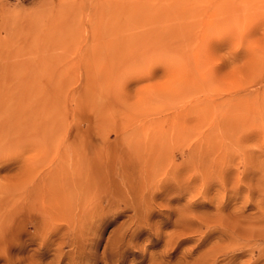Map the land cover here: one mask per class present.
I'll return each instance as SVG.
<instances>
[{"label": "rangeland", "instance_id": "1", "mask_svg": "<svg viewBox=\"0 0 264 264\" xmlns=\"http://www.w3.org/2000/svg\"><path fill=\"white\" fill-rule=\"evenodd\" d=\"M0 219V264H264V0H0Z\"/></svg>", "mask_w": 264, "mask_h": 264}, {"label": "bare ground", "instance_id": "2", "mask_svg": "<svg viewBox=\"0 0 264 264\" xmlns=\"http://www.w3.org/2000/svg\"><path fill=\"white\" fill-rule=\"evenodd\" d=\"M228 171V170H227ZM245 217V216H244ZM241 218V217H240ZM215 219H217V218H215ZM246 219V218H245ZM251 219V218H250ZM220 220V219H219ZM243 220V219H242ZM248 220V219H247ZM221 221V220H220ZM258 221V220H257ZM0 222H1V219H0ZM246 222V221H245ZM261 222H264V221H261ZM220 223V222H219ZM248 223V222H247ZM253 223V222H252ZM205 224L207 225V223L205 222ZM246 224V223H245ZM250 224V223H249ZM261 224V223H260ZM213 225V224H212ZM221 225V224H220ZM228 225V224H227ZM209 226H211V224H209ZM243 226V225H242ZM250 226H252V225H250ZM244 227V226H243ZM242 227V228H243ZM246 227V226H245ZM257 228V227H256ZM227 229V228H226ZM229 229V228H228ZM246 229V228H245ZM251 229V228H250ZM197 232V231H196ZM229 234V233H228ZM235 235V234H234ZM231 237H233V235L231 234L230 235ZM247 236V235H246ZM235 238H236V236H235ZM232 239V238H231ZM238 239V238H237ZM246 240V239H245ZM232 241V240H231ZM234 241H235V239H234ZM260 241V240H259ZM254 242V241H253ZM228 243V242H227ZM257 243V242H256ZM263 243V242H262ZM232 244V243H231ZM235 243H233V245H234ZM245 244V243H244ZM264 245V244H263ZM262 245V246H263ZM229 246H230V244H229ZM237 247V246H236ZM240 247V246H239ZM238 247V248H239ZM233 248V247H232ZM238 248H237V250H238ZM247 248V247H246ZM230 249V248H229ZM235 249V248H234ZM243 249V248H242ZM230 251V250H229ZM205 252V251H204ZM232 253H233V250H232ZM212 254V253H211ZM254 254V253H253ZM206 255V254H205ZM213 256V255H212ZM217 256V255H216ZM234 256V255H233ZM201 257V256H200ZM215 259H216V257H214ZM201 259V258H200ZM199 259V260H200ZM212 259V258H211ZM212 260H214V259H212ZM249 263V262H248ZM201 264V263H200ZM210 264V263H209ZM247 264V263H246Z\"/></svg>", "mask_w": 264, "mask_h": 264}]
</instances>
